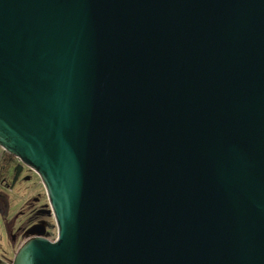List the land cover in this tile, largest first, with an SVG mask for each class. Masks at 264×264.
Segmentation results:
<instances>
[{
  "label": "water",
  "instance_id": "95a60500",
  "mask_svg": "<svg viewBox=\"0 0 264 264\" xmlns=\"http://www.w3.org/2000/svg\"><path fill=\"white\" fill-rule=\"evenodd\" d=\"M0 148L11 264H264V0H0Z\"/></svg>",
  "mask_w": 264,
  "mask_h": 264
},
{
  "label": "rangeland",
  "instance_id": "374dc122",
  "mask_svg": "<svg viewBox=\"0 0 264 264\" xmlns=\"http://www.w3.org/2000/svg\"><path fill=\"white\" fill-rule=\"evenodd\" d=\"M5 154L6 152L0 148V159L1 156H5ZM5 159L8 161L14 160L13 162H15V165L23 166V171L20 180L17 182H15L14 179V165H12V163L2 172L4 175L0 174L7 179V183L9 184L8 188L0 186V253L12 250L10 239L8 237V228L10 225L12 226L14 218L20 214L27 203L31 199L37 197H41L42 202L48 201L44 185L40 177L33 170L25 166L19 159L13 156L6 157ZM2 160H0V164ZM26 178H29V180H26ZM22 220L23 216L15 222L13 228H17ZM51 222L54 224L51 229V237L53 239L57 237V228L55 226L54 217L51 219ZM19 248L18 245L14 251H10L8 256L14 260Z\"/></svg>",
  "mask_w": 264,
  "mask_h": 264
},
{
  "label": "flooded vegetation",
  "instance_id": "af4514ba",
  "mask_svg": "<svg viewBox=\"0 0 264 264\" xmlns=\"http://www.w3.org/2000/svg\"><path fill=\"white\" fill-rule=\"evenodd\" d=\"M4 156V155H3ZM1 157L3 159L4 157ZM0 159V160H1ZM14 161V160H13ZM8 161V165L12 163L14 165V174H15V182L19 181L22 176L23 166L15 165V162ZM4 170V168H3ZM4 175L3 173H0ZM2 175H0V186L4 188H8L9 184L7 183V179H5ZM29 180V178H26ZM23 216L22 222L19 224L17 228H13L15 222ZM53 218L51 208L49 205V201L42 202L41 197H37L35 199H31L27 205L23 208L18 216H16L13 220L12 226L10 225L8 228V237L10 239V243L12 246V250L19 245V247L24 244L25 241L29 239L27 235V231L35 225H39L41 223H45L46 233L49 234V237L52 239L51 229L54 224L51 222ZM54 239V238H53ZM21 245V246H20ZM9 252L0 253V261L3 263L11 264L13 259L8 256Z\"/></svg>",
  "mask_w": 264,
  "mask_h": 264
},
{
  "label": "trees",
  "instance_id": "16d2710c",
  "mask_svg": "<svg viewBox=\"0 0 264 264\" xmlns=\"http://www.w3.org/2000/svg\"><path fill=\"white\" fill-rule=\"evenodd\" d=\"M6 157H11L9 154H5L3 160L1 161V164H0V173H2L7 167H8V162L7 160L5 159ZM4 168V170H3Z\"/></svg>",
  "mask_w": 264,
  "mask_h": 264
},
{
  "label": "crops",
  "instance_id": "0c3cea01",
  "mask_svg": "<svg viewBox=\"0 0 264 264\" xmlns=\"http://www.w3.org/2000/svg\"><path fill=\"white\" fill-rule=\"evenodd\" d=\"M2 157V156H1Z\"/></svg>",
  "mask_w": 264,
  "mask_h": 264
}]
</instances>
